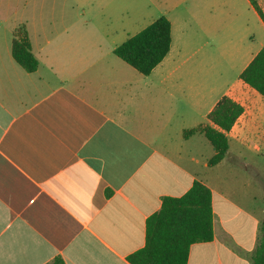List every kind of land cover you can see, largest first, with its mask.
Wrapping results in <instances>:
<instances>
[{"label":"crops","instance_id":"1","mask_svg":"<svg viewBox=\"0 0 264 264\" xmlns=\"http://www.w3.org/2000/svg\"><path fill=\"white\" fill-rule=\"evenodd\" d=\"M154 5L131 35L82 15L20 17L0 0V264H131L147 220L195 182L212 192L214 238L192 245L188 264H252L264 238V98L240 75L264 47V21L250 0ZM162 16L171 50L144 76L114 51ZM20 25L33 73L12 55ZM225 96L244 112L210 167L209 141L184 133Z\"/></svg>","mask_w":264,"mask_h":264},{"label":"trees","instance_id":"2","mask_svg":"<svg viewBox=\"0 0 264 264\" xmlns=\"http://www.w3.org/2000/svg\"><path fill=\"white\" fill-rule=\"evenodd\" d=\"M264 21V14L255 0H250ZM12 55L26 71L33 73L38 61L32 53L25 25L14 30ZM172 45L171 22L162 16L140 33L117 47L114 54L144 76H149L167 57ZM240 79L264 98V47ZM244 108L231 98L223 97L208 115L210 123L185 131L184 136L201 133L215 150L209 166L219 164L227 155L230 132ZM217 128H215L214 126ZM214 238L212 192L201 182H195L182 197L165 198L158 213L146 222V244L132 254L131 264H188L192 245L211 242ZM49 264H65L57 257ZM252 264H264V238L252 255Z\"/></svg>","mask_w":264,"mask_h":264},{"label":"rangeland","instance_id":"3","mask_svg":"<svg viewBox=\"0 0 264 264\" xmlns=\"http://www.w3.org/2000/svg\"><path fill=\"white\" fill-rule=\"evenodd\" d=\"M11 10L19 15L30 17L34 14L56 16H79L91 18L92 26L100 31L134 34L140 31L158 12L154 0H136V4L127 0H11ZM26 7H24V4ZM24 10V11H23ZM134 12V13H133ZM137 15V17L134 15ZM132 22V24H131ZM230 80L236 79V71L230 73ZM264 155L260 162L264 168Z\"/></svg>","mask_w":264,"mask_h":264}]
</instances>
